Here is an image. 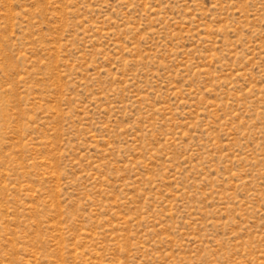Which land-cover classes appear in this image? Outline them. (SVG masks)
Listing matches in <instances>:
<instances>
[{
    "label": "rangeland",
    "instance_id": "1",
    "mask_svg": "<svg viewBox=\"0 0 264 264\" xmlns=\"http://www.w3.org/2000/svg\"><path fill=\"white\" fill-rule=\"evenodd\" d=\"M0 264H264V0H0Z\"/></svg>",
    "mask_w": 264,
    "mask_h": 264
}]
</instances>
